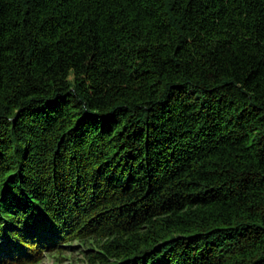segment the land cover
<instances>
[{
	"label": "trees",
	"instance_id": "obj_1",
	"mask_svg": "<svg viewBox=\"0 0 264 264\" xmlns=\"http://www.w3.org/2000/svg\"><path fill=\"white\" fill-rule=\"evenodd\" d=\"M76 241L264 264V0H0V264Z\"/></svg>",
	"mask_w": 264,
	"mask_h": 264
},
{
	"label": "rangeland",
	"instance_id": "obj_2",
	"mask_svg": "<svg viewBox=\"0 0 264 264\" xmlns=\"http://www.w3.org/2000/svg\"><path fill=\"white\" fill-rule=\"evenodd\" d=\"M73 245L77 246L76 250L64 254L63 257L57 255L49 256L42 264H85L84 252L87 249V245L78 241L73 243Z\"/></svg>",
	"mask_w": 264,
	"mask_h": 264
}]
</instances>
